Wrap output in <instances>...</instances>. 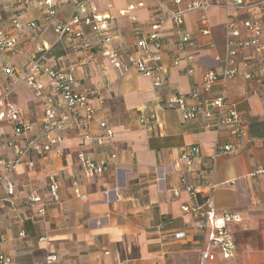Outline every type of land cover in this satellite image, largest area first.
Masks as SVG:
<instances>
[{"label": "crops", "instance_id": "1", "mask_svg": "<svg viewBox=\"0 0 264 264\" xmlns=\"http://www.w3.org/2000/svg\"><path fill=\"white\" fill-rule=\"evenodd\" d=\"M32 0L27 6L21 0L1 3L0 28H7L13 13L21 21H39L42 12ZM61 5L58 17L67 19L72 13L69 0H53ZM169 0H90L97 11L111 20L115 33L114 46L118 52L132 47L141 29L156 19V2ZM222 1V0H213ZM142 3L130 15L120 17L118 12L129 5ZM257 9L239 11L212 7L207 14L210 34L199 32V13L184 16L181 30L190 35L192 46L183 50L178 44L176 28L166 23L162 29V64L167 69L164 87L155 91L151 78L131 70L119 76L116 70L102 71L98 51L69 54L66 43H56L52 29L26 31L20 40L21 53H0V94L7 77L2 72L8 66L13 73L22 71L27 59L48 49V65L73 68V74L82 90L92 95V103L99 117L107 118L113 130L112 144L119 149L118 164L94 178L78 177L76 154L85 152L94 159L103 155L97 149L82 144L72 133L65 135L59 151L23 157L10 171L7 165L16 159L15 146L20 140L14 134V125L0 121V180L7 179L14 191L8 196L0 183V251L11 258V264H199L195 234L190 228V217L181 212L182 205H194L185 192L174 196L170 188L177 184L173 163L181 151L198 147L203 164L212 155L216 145L231 144L234 153L216 159L209 174L214 185L211 202L217 211L238 213L242 222L235 226L237 252L233 259H217L208 264H264V176H250L257 168L264 169V53L254 67L256 77L250 81L240 78L226 84L227 99L246 119V136L235 139L224 130L207 127V122H184L178 111L156 109V124L144 130L138 123V112L156 101L163 100L171 89L189 93L207 70L221 73L227 19L242 18L257 13ZM191 54L193 61L186 62ZM87 60L84 64L82 61ZM174 59L180 66L171 67ZM191 67L185 75L182 69ZM109 85L104 87V77ZM221 84L209 96L219 95ZM97 92L94 94L93 92ZM203 96H207L204 95ZM12 101L20 110L21 123L30 125L25 137L34 136L40 125L43 105L30 89L19 85ZM95 128V124L92 125ZM203 164L195 163V169ZM59 181V201L45 206L44 216L31 206L27 198L31 192L48 202V177ZM77 181L79 192L74 196L71 182ZM175 231H185L182 240L164 239ZM23 236H20V235ZM56 261L47 263V258Z\"/></svg>", "mask_w": 264, "mask_h": 264}, {"label": "built area", "instance_id": "2", "mask_svg": "<svg viewBox=\"0 0 264 264\" xmlns=\"http://www.w3.org/2000/svg\"><path fill=\"white\" fill-rule=\"evenodd\" d=\"M8 0H0L1 3ZM32 0H21L24 7ZM72 13L67 19H60L58 12L61 7L53 0H43L38 3L42 12L39 21H21L17 13L10 17L8 27L0 28V53L19 55L21 53L20 40L26 31L52 29L56 34V43L64 41L69 54L86 53L92 49L98 51L101 59V69L106 72L116 70L119 76H124L131 70L151 78L152 88L161 90L166 84L167 69L162 64V29L166 23H172L176 28V37L180 47L192 46L189 34L181 30L184 16L189 13H199V32L203 36L210 34L208 28V11L212 7L227 10L235 9L247 11L257 9V13L248 14L242 18H229L224 24L225 45L221 59V73L207 70L200 81L195 84L190 93V102L185 95L168 89L165 98L138 112V123L144 130H149L156 124V109L175 110L184 122L203 120L207 127L224 130L235 139L246 136V119L237 111L235 105L226 96V84L240 78L250 81L256 77L254 67L257 60L264 53V0H169V4L157 1L156 19L148 25L147 33L141 29L137 41L132 47H126L118 52L114 46L115 33L110 24V18L97 11L90 0H69ZM143 4L129 5L118 12L120 17L129 15L130 20L137 19L130 15ZM48 49H44L38 56L27 59L24 69L13 73V68L4 67L2 72L7 77L0 94V121H7L14 125V134L20 140L15 146L16 159L7 165L8 171L19 163L23 157L31 154L42 155L52 151H59L65 135L74 134L82 144L88 145L103 153L97 159L85 152L76 154L79 167L78 177L91 179L103 174L110 166L118 164L119 149L112 144L113 130L107 118L99 117L92 103V95L88 90L79 88L73 74V68H61L46 64ZM186 62L193 61V56L187 54ZM84 64L87 60L82 61ZM180 66V59H174L171 67ZM185 75L193 72L191 67L182 69ZM258 74L264 77V69ZM104 87L109 83L104 77ZM221 84L219 95L209 96L213 89ZM24 85L33 95L39 98L43 105V114L39 130L32 137H25L30 131V125L21 123L20 110L12 101L15 89ZM97 94L98 91L93 92ZM207 95V96H203ZM95 124V128H93ZM231 144L216 145L212 155L207 159L208 166L203 164V157L198 147H189L181 151L173 163V171L177 175V184L170 188L174 196L183 191L191 200H199L194 205H182L181 212L190 217V228L195 234L198 246L199 264H208L217 259L231 260L237 252L234 228L242 222L241 216L232 211H217L211 202V192L214 185L209 181V174L216 159L222 155L234 153ZM203 164L195 169V163ZM250 176L263 177L264 169L257 168ZM0 183L8 196L13 195V185L7 179ZM74 196L83 199L79 192L77 181L71 182ZM48 202L42 203V198L31 192L27 201L31 206L41 204L37 210L40 216L45 214V206L59 201V181L54 176L48 177ZM20 236H23L22 234ZM185 231H175L165 235L164 239L182 240L187 238ZM56 261V256L47 258V263ZM0 264H11V258L0 251Z\"/></svg>", "mask_w": 264, "mask_h": 264}]
</instances>
